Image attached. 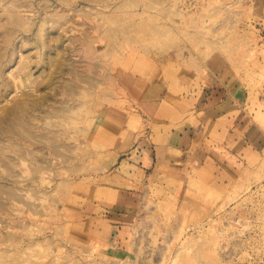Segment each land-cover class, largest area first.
Wrapping results in <instances>:
<instances>
[{
    "label": "rangeland",
    "instance_id": "obj_1",
    "mask_svg": "<svg viewBox=\"0 0 264 264\" xmlns=\"http://www.w3.org/2000/svg\"><path fill=\"white\" fill-rule=\"evenodd\" d=\"M0 264H264V0H0Z\"/></svg>",
    "mask_w": 264,
    "mask_h": 264
},
{
    "label": "crops",
    "instance_id": "obj_2",
    "mask_svg": "<svg viewBox=\"0 0 264 264\" xmlns=\"http://www.w3.org/2000/svg\"><path fill=\"white\" fill-rule=\"evenodd\" d=\"M216 81H218L217 85L210 88L208 86L203 88V93L207 95L204 105L211 106L212 108L210 111H214L216 108H218V106H220L223 111L212 117L213 123L218 126L227 125L229 127V134H232L233 131L238 134V131L236 130L239 124L238 117L236 116V103L231 98L232 96L230 95L229 89L226 86V81H221L218 79H216ZM190 129L191 126L187 127L183 131L178 130L175 132V129H171L168 133H166L167 141L163 145L159 146L160 148L158 149L157 156L159 153H164L167 156L172 154L169 150V147L173 148L172 150H178L179 152H182L183 148L187 147V144H191V137L189 134L190 132L187 133ZM237 134L236 136H238ZM190 144L188 148L190 147ZM162 157L164 156H158V158Z\"/></svg>",
    "mask_w": 264,
    "mask_h": 264
}]
</instances>
